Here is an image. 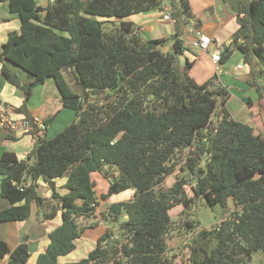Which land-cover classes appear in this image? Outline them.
Masks as SVG:
<instances>
[{
  "label": "trees",
  "instance_id": "obj_1",
  "mask_svg": "<svg viewBox=\"0 0 264 264\" xmlns=\"http://www.w3.org/2000/svg\"><path fill=\"white\" fill-rule=\"evenodd\" d=\"M8 3L20 30L10 32L2 46L1 73L23 92L17 113L31 119L27 104L33 89L54 79L64 107L76 116L54 138H39L26 160L12 152L0 157V192L11 204L0 211V223L27 221L34 206L43 209L45 221L62 218L34 264H181L167 255L168 240L182 228L199 227L185 214L197 195L210 207L221 205L226 214L218 229L199 234L214 239L213 251L191 244L185 264H250L264 252V135L232 118L225 107L230 92L215 75L198 84L190 75L192 62L176 64L189 50L182 39L194 19L189 0L169 2L176 38L168 45L162 42L170 39H151L127 20L162 12L164 0H52L48 7L38 0ZM234 10L239 29L221 62L239 51L257 81L264 78V0H238ZM8 64L26 72L29 82ZM67 68L72 86L63 75ZM198 168L197 192L190 181ZM177 171L172 187L164 188ZM95 172L109 180L102 200L129 190L134 197L100 213L115 232L103 235L87 257L61 263L85 230L81 220L97 218ZM57 179H66L64 186ZM40 182L48 196L39 192ZM189 185L196 195L188 194ZM178 205L185 209L173 220L170 211ZM7 257V264H28L30 247L24 242L11 250L0 239V261Z\"/></svg>",
  "mask_w": 264,
  "mask_h": 264
},
{
  "label": "crops",
  "instance_id": "obj_2",
  "mask_svg": "<svg viewBox=\"0 0 264 264\" xmlns=\"http://www.w3.org/2000/svg\"><path fill=\"white\" fill-rule=\"evenodd\" d=\"M51 1L52 0H38V3L42 7H48L51 4ZM8 2L9 0H0V9L3 10V14L0 15V53L2 46L7 41L9 33L20 30V19L17 15L11 14ZM189 3L194 16L193 22L190 25L194 26L203 34L209 36L212 39V44L209 51L204 52L191 45L192 41L194 40L193 35L187 34V32H185L182 36L185 47L189 49L186 51L185 57L187 60L193 63L190 75L198 84H203L215 75V68L211 58L212 53L220 48L223 49V52L225 47L231 48L230 45L232 43V37L239 29L237 13L234 10L238 0H189ZM168 6H171V4L167 0H164L162 12L155 10L149 13L137 14L129 17L127 20L132 21L140 26L141 31L144 32L147 37L151 39L168 38L170 39L168 44H170V42L173 41L172 36L175 34V29L174 23L165 21L163 19V15ZM166 49H168V47ZM235 54H240V60H242V62H238L236 66L232 67L229 64V61ZM240 64L243 65V69L238 70L237 65ZM8 67L13 73H16L14 71L15 68L18 69L17 67L9 64ZM1 68L2 63L0 60V103L4 102L15 109V118L26 117L24 114L17 113L18 108L21 107L25 102L23 92L7 83L1 73ZM222 71L223 74L220 79L231 92L230 98L225 105L227 111L234 120L252 126L256 134L263 135L264 78H260L255 81L249 77L250 67L244 65L242 54L236 50H234L222 64ZM235 75H243L244 80H247V82L250 83L249 85L252 89L251 93L246 94L245 90H240L242 95L236 94L235 96L234 93H232L233 90L230 88L231 85L228 84L225 78ZM22 78L21 80L23 83L29 82L28 77L25 79V77L22 76ZM66 81L71 86L73 85L67 79ZM257 86L261 87L262 97L259 95ZM234 96L238 98V101H240L242 107L237 105L233 106L232 98H234ZM27 107L31 119H36L43 122L52 120L51 123L48 124L47 131L44 135V137L49 139L54 138L56 135L61 133L66 127L75 121L76 117L73 110L64 107L61 92L58 89L54 79H48L43 85L37 86L33 89V95L28 100ZM37 143L38 138L34 135V133H15L4 128H0V157L5 152H12L16 154L19 160H26L36 148ZM185 151H187V149H185ZM95 173L100 174L99 172ZM179 173L180 171H177L173 175L177 176ZM166 181L167 179L165 182ZM56 182L59 187H62L64 186L66 179H57ZM170 187L172 186H164L166 189ZM39 192L43 196L49 195V189L45 183L40 182ZM102 194H98L99 200L101 199ZM133 197L134 191L129 190L121 194L113 195L108 198L107 201L101 199L97 206V218L81 220V223L85 226V230L81 237L76 241V249L70 254L71 257L67 259H64L66 257L61 258L60 262H75L87 257L89 253L95 248L98 240L103 235H105L107 232L116 231V228L113 225H109L101 221L100 213L112 203L126 202L133 199ZM10 205L11 204L8 200L2 198L0 192V211L9 208ZM219 206L221 205H215L211 207V210L216 212V220H213V218L207 219L206 223L204 224L198 222L199 227L193 232L182 228L172 234L168 240L169 251L167 255L170 258H175L176 262L185 264L184 258L188 257L187 253L189 245L193 244L200 249L210 250L214 245V239H203L200 237V232L198 229L211 228L221 221L226 213L222 206L220 207L222 208L221 211H219ZM227 209L228 211L233 210L232 200H229ZM42 212L43 209H39L34 206L29 220L21 222L0 223V239L6 241L11 250L15 249L19 244L24 242L29 245L30 249H33L34 252H31V258L28 264H34L36 262L38 256L44 252L49 245V234L62 224L61 215L57 216L54 220L45 221L43 219ZM182 212L183 209H181V206H176L170 211V215L173 220H176L175 217L179 216ZM125 218H127V216H125ZM31 221H34V223H31ZM89 221L92 222L89 224ZM90 244L92 247H89ZM78 252V258H72V256H76ZM8 259L9 258L7 257L0 261V264H7ZM256 259L259 260V264H264V252L256 254L250 264H252Z\"/></svg>",
  "mask_w": 264,
  "mask_h": 264
},
{
  "label": "built area",
  "instance_id": "obj_3",
  "mask_svg": "<svg viewBox=\"0 0 264 264\" xmlns=\"http://www.w3.org/2000/svg\"><path fill=\"white\" fill-rule=\"evenodd\" d=\"M171 13H172V7L168 6L163 15V19L165 21L174 23V20L171 17ZM187 34L194 36V40L191 43L193 47L198 48L204 52L209 51L212 44V39L209 36L203 34L200 30H198L194 26L189 28ZM222 54H223V49L222 48L217 49L212 53L211 58L215 68V76L217 77V84L228 90V88L220 79V77L223 74L222 62H221ZM237 69L238 70L243 69V65L241 64L237 65ZM15 116H16L15 109H13L11 106L7 105L4 102L0 103V128H4L10 132H15V133H34V135L38 139L44 137L47 131V125L45 124V122L36 119H28L26 117L15 118ZM222 221L223 219H221V221H219L216 225H214L211 228L198 229V231L201 232L202 230L209 231L216 228L218 229Z\"/></svg>",
  "mask_w": 264,
  "mask_h": 264
},
{
  "label": "rangeland",
  "instance_id": "obj_4",
  "mask_svg": "<svg viewBox=\"0 0 264 264\" xmlns=\"http://www.w3.org/2000/svg\"><path fill=\"white\" fill-rule=\"evenodd\" d=\"M168 2H172V0H167ZM3 14V10L2 9H0V15H2ZM241 59V57H240V54H235L231 59H230V66H232V67H234V66H236V64L238 63V62H242V60H240ZM21 78H22V76L23 77H25V79L28 77L27 76V73L26 72H24L23 70H21V69H16L15 68V70H14ZM20 73V74H19ZM63 75H64V77H65V79H67L71 84H73L74 83V80H73V75H72V71H71V69H69V68H67V69H64L63 70ZM249 77H251L250 75H249ZM248 78V77H247ZM23 79V78H22ZM249 79V78H248ZM225 80L228 82V84H230L231 85V90H233V92L232 93H234V95L236 96V94L238 95V94H240V95H242V92L240 91V90H245V93L246 94H249V93H251L252 92V89L250 88V83L249 82H247V80H244V78H243V75H235V76H228V77H226L225 78ZM22 92V91H21ZM253 93H255V92H253ZM230 94H231V92H230ZM256 95V94H255ZM234 96V98H232V100H233V106L235 105H237V106H239V107H242V105H241V103H240V101H238V98L237 97H235ZM204 164V163H203ZM178 177V175L176 176V175H171V176H169L168 178H167V181L165 182V184H164V186H172L174 183H175V181H176V178ZM91 179H92V181L96 184V192H97V195L98 194H102V193H107L108 192V189H109V181L108 180H106L102 175H100V174H96V173H93L92 175H91ZM194 185V187H196V184H193ZM187 191H188V194H190L191 196H194V195H196V194H194V191L192 190V187H190V186H188L187 187ZM99 201H101V199L99 200ZM178 206H181V209H183V211H184V206L183 205H178ZM221 206H219V211H221V209L222 208H220ZM101 209H102V207H101ZM189 213L190 215H191V217L193 218V219H195L196 221H198V222H201L202 224H204V223H206V220L207 219H211V218H213V220H216V212L215 211H213V210H211V207L210 206H208L207 204H206V201L204 200V199H202L200 196L198 197V196H196L195 197V203H194V205L190 208V210L189 211H185V214L186 213ZM176 218V220H179L180 219V216H176L175 217ZM92 221H89V224L91 223ZM31 223H34V221H31ZM25 239V238H24ZM217 243L215 242L214 243V245H213V247L210 249V251H209V253H211L212 251H213V248H214V246L216 245ZM80 245V244H79ZM89 247H92V245L90 244L89 245ZM31 250V252H34L33 251V249H30ZM77 255L79 256V252H78V254H76V256H72V258H75V257H77ZM69 257H71V255L70 256H68V257H66V258H64V259H67V258H69ZM78 258V257H77ZM259 260H254V262L252 263V264H259V262H258Z\"/></svg>",
  "mask_w": 264,
  "mask_h": 264
},
{
  "label": "water",
  "instance_id": "obj_5",
  "mask_svg": "<svg viewBox=\"0 0 264 264\" xmlns=\"http://www.w3.org/2000/svg\"><path fill=\"white\" fill-rule=\"evenodd\" d=\"M175 36L172 37V40H175ZM169 43L168 40L162 42V44L167 45ZM187 62V58L184 55H181L176 58V64L178 66H184ZM199 176H200V169H197V177L190 181V184H196V191H199L200 185H199ZM199 197V195H197Z\"/></svg>",
  "mask_w": 264,
  "mask_h": 264
}]
</instances>
